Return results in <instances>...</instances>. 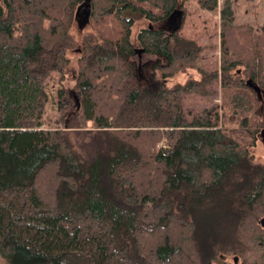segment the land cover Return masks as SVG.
Wrapping results in <instances>:
<instances>
[{
  "label": "trees",
  "instance_id": "trees-1",
  "mask_svg": "<svg viewBox=\"0 0 264 264\" xmlns=\"http://www.w3.org/2000/svg\"><path fill=\"white\" fill-rule=\"evenodd\" d=\"M83 1L0 0V259L264 264V160L251 152L264 121L246 84L264 94V19L238 23L223 0L219 67L205 71L200 45L159 27L185 0H89L99 28L75 40ZM137 19L152 25L134 38L155 58L150 88L130 60ZM218 78L220 112L184 106Z\"/></svg>",
  "mask_w": 264,
  "mask_h": 264
},
{
  "label": "rangeland",
  "instance_id": "rangeland-1",
  "mask_svg": "<svg viewBox=\"0 0 264 264\" xmlns=\"http://www.w3.org/2000/svg\"><path fill=\"white\" fill-rule=\"evenodd\" d=\"M223 0H217L216 9L210 11L205 9H200L197 6L196 0H185L183 4H180L183 11V16L179 26V34L185 36L186 38L194 40L201 47L199 60L195 63L196 66L205 71H210L219 67V45H218V29L219 20L218 13L219 6ZM231 5L235 9L236 21L238 23H259L264 19V0H253L248 2L246 0H229ZM83 7L79 10L78 18L73 22L70 32L74 36L75 40H79L80 35L84 33H89L98 30L99 25L93 21H90L86 26V23H81V18L84 16ZM181 16V14H180ZM89 20V18H88ZM148 25L149 28L152 27L150 23H146L142 19H137L136 23L132 27L131 40L133 45V53L130 56V60L134 63L136 67L135 78L141 84L147 85L149 88L154 85L152 80V71L154 67L155 58L153 55L146 53L140 46L135 44L134 38L137 30ZM159 25V23H158ZM156 26V28L158 27ZM177 25V22H168L167 24H162L159 26L163 28L166 33ZM86 26V27H85ZM66 56L70 60V64H75L76 58L78 56L77 51H68ZM163 61L159 60V64L162 66ZM195 69L189 70L194 77L198 76ZM187 77V73H181L175 77H171L165 80V84L170 86L175 82H183ZM212 88V95L210 98L198 97L196 95L186 96L184 102L185 107L192 109H201L203 107L211 106L216 111L220 112L221 109V96H220V85L219 78L217 81H213L210 85ZM72 98V96H69ZM74 99V97L72 98ZM258 105L256 108V114L260 120L264 121V94L258 92ZM49 114H53L51 110L45 112L44 121L48 118ZM45 124V122H44ZM75 130V129H72ZM253 162H261L264 160V128H262L257 134L256 142L251 149ZM264 225V222L262 223ZM264 230V226H263ZM0 264H6L0 259Z\"/></svg>",
  "mask_w": 264,
  "mask_h": 264
},
{
  "label": "water",
  "instance_id": "water-1",
  "mask_svg": "<svg viewBox=\"0 0 264 264\" xmlns=\"http://www.w3.org/2000/svg\"><path fill=\"white\" fill-rule=\"evenodd\" d=\"M84 8L83 9V14H84V16L81 18L82 20H81V23H86L87 24V22H88V18H89V12H90V4H89V0H84L78 7H77V9H76V12H78L81 8ZM180 14H181V16H180ZM172 17H174V19H173V21L174 20H176L175 22H177V25L175 26V27H173L172 29H171V31L172 30H178L179 29V26H180V21H181V19H182V10L180 9V8H175L174 10H173V12H171L170 13V15H169V19L171 18L172 19ZM172 21V22H173ZM246 84L247 85H249V86H251L252 87V89L258 94V88L256 87V86H254V85H251L250 83H249V80H246ZM262 222V221H261Z\"/></svg>",
  "mask_w": 264,
  "mask_h": 264
},
{
  "label": "flooded vegetation",
  "instance_id": "flooded-vegetation-1",
  "mask_svg": "<svg viewBox=\"0 0 264 264\" xmlns=\"http://www.w3.org/2000/svg\"><path fill=\"white\" fill-rule=\"evenodd\" d=\"M173 19H174V17H172V19L170 18V19L167 21V23H168V22L172 23ZM176 20H177V19H176ZM176 20H174L173 22H175ZM167 23H166V24H167ZM135 69H136V67H135ZM135 72H136V70H135Z\"/></svg>",
  "mask_w": 264,
  "mask_h": 264
}]
</instances>
